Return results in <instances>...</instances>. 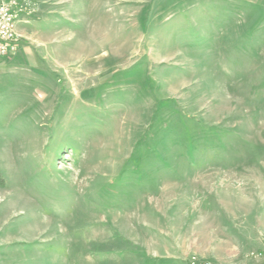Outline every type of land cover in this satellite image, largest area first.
<instances>
[{"label":"rangeland","instance_id":"374dc122","mask_svg":"<svg viewBox=\"0 0 264 264\" xmlns=\"http://www.w3.org/2000/svg\"><path fill=\"white\" fill-rule=\"evenodd\" d=\"M28 2L0 264H259L264 0Z\"/></svg>","mask_w":264,"mask_h":264},{"label":"built area","instance_id":"2783aa9c","mask_svg":"<svg viewBox=\"0 0 264 264\" xmlns=\"http://www.w3.org/2000/svg\"><path fill=\"white\" fill-rule=\"evenodd\" d=\"M32 13L28 0H0V60L13 55L18 47V26ZM264 261V242L260 251L251 254Z\"/></svg>","mask_w":264,"mask_h":264},{"label":"trees","instance_id":"16d2710c","mask_svg":"<svg viewBox=\"0 0 264 264\" xmlns=\"http://www.w3.org/2000/svg\"><path fill=\"white\" fill-rule=\"evenodd\" d=\"M5 185L4 178L0 177V187H3Z\"/></svg>","mask_w":264,"mask_h":264},{"label":"crops","instance_id":"0c3cea01","mask_svg":"<svg viewBox=\"0 0 264 264\" xmlns=\"http://www.w3.org/2000/svg\"><path fill=\"white\" fill-rule=\"evenodd\" d=\"M258 261H260L259 264H264V261H262V260H258Z\"/></svg>","mask_w":264,"mask_h":264}]
</instances>
